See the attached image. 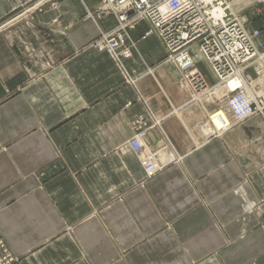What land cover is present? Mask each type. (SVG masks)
<instances>
[{"label": "crops", "instance_id": "1", "mask_svg": "<svg viewBox=\"0 0 264 264\" xmlns=\"http://www.w3.org/2000/svg\"><path fill=\"white\" fill-rule=\"evenodd\" d=\"M38 1L15 16L31 0H0V236L12 264H264V116L215 135L208 116L224 96L197 94L148 20L128 31L120 67L94 42L116 26L98 17L101 0ZM229 8L264 52V3ZM138 116L158 123L151 177L126 145Z\"/></svg>", "mask_w": 264, "mask_h": 264}, {"label": "built area", "instance_id": "2", "mask_svg": "<svg viewBox=\"0 0 264 264\" xmlns=\"http://www.w3.org/2000/svg\"><path fill=\"white\" fill-rule=\"evenodd\" d=\"M231 0H101L98 17L113 15L116 26L100 32L95 45L107 52L122 67V61L131 56L133 43L128 31L140 20H148L153 31L167 50V58L186 70L185 79L197 94H221L226 99V109L215 110L208 116V123L215 135L238 125L254 115L264 116V52L258 51L253 38L258 31L248 32L246 18L233 13ZM264 3V0H256ZM37 4L36 6H38ZM149 31L148 33H150ZM208 61L217 77V84L208 87L198 72L192 69L190 48ZM253 68L256 78L246 74ZM234 84H231L234 81ZM223 115H222V113ZM221 119L216 127L213 117ZM158 126L148 124L142 116L133 121L134 133L127 147L137 155L146 177L162 169L158 152L146 141L147 131ZM4 242L0 240V264H12Z\"/></svg>", "mask_w": 264, "mask_h": 264}, {"label": "rangeland", "instance_id": "3", "mask_svg": "<svg viewBox=\"0 0 264 264\" xmlns=\"http://www.w3.org/2000/svg\"><path fill=\"white\" fill-rule=\"evenodd\" d=\"M39 3H43L42 1H38V0H31V2L27 5V6H24L25 8H22V9H24L23 11H21V12H19V11H17V12H15V16H17V15H20V14H22V13H25V10H30V11H33V10H38V9H40V5H38V6H36L37 4H39ZM30 4H32V5H30ZM100 9V8H99ZM29 11V12H30ZM88 15H91V14H88ZM3 25H1L0 26V28L2 27ZM254 39V38H253ZM254 42V41H253ZM251 72H250V71ZM249 71V72H248ZM246 74H248V75H250L253 79L254 78H256V74H255V70L253 69V68H250V69H248V70H246ZM224 98H225V96H224ZM225 105H226V99H225ZM224 109H226V106L224 107H219L218 109H216V110H224ZM263 116V115H262ZM0 240L2 241V242H4V244H5V241H4V239H3V237L2 236H0ZM5 246H6V244H5ZM7 247V246H6ZM8 249V248H7ZM8 251L10 252V250L8 249ZM10 254L11 255H13L11 252H10Z\"/></svg>", "mask_w": 264, "mask_h": 264}, {"label": "bare ground", "instance_id": "4", "mask_svg": "<svg viewBox=\"0 0 264 264\" xmlns=\"http://www.w3.org/2000/svg\"><path fill=\"white\" fill-rule=\"evenodd\" d=\"M235 82H238L237 80L236 81H234V82H232L231 84H234ZM222 113V112H221ZM222 115H223V113H222ZM214 119H213V122H214V124H215V126L216 127H220V126H222V121H221V119L219 118V117H217V116H215V117H213Z\"/></svg>", "mask_w": 264, "mask_h": 264}]
</instances>
